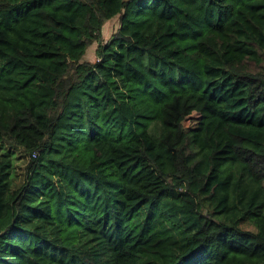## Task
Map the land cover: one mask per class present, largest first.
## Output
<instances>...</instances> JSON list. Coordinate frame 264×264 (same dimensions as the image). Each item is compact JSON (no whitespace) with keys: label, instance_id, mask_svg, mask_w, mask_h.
<instances>
[{"label":"trees","instance_id":"16d2710c","mask_svg":"<svg viewBox=\"0 0 264 264\" xmlns=\"http://www.w3.org/2000/svg\"><path fill=\"white\" fill-rule=\"evenodd\" d=\"M0 264H264V0H0Z\"/></svg>","mask_w":264,"mask_h":264},{"label":"rangeland","instance_id":"374dc122","mask_svg":"<svg viewBox=\"0 0 264 264\" xmlns=\"http://www.w3.org/2000/svg\"><path fill=\"white\" fill-rule=\"evenodd\" d=\"M119 25V18L117 16H114L113 18L105 21V23L102 26V43L109 39V37L112 35L113 32L116 31ZM98 41L93 42L85 56L84 59L86 60H93L95 58V49L97 47ZM193 116V115H192ZM191 124L190 120H187L185 122V126H189ZM27 160L23 156L19 154V152H15V157H14V169L13 171L15 172V181L20 182L24 176H25V166H26Z\"/></svg>","mask_w":264,"mask_h":264}]
</instances>
